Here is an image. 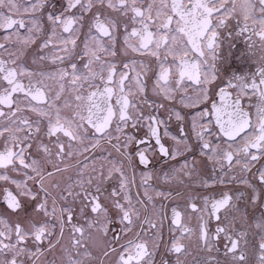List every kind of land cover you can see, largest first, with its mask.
<instances>
[{
    "label": "snow or ice",
    "instance_id": "1",
    "mask_svg": "<svg viewBox=\"0 0 264 264\" xmlns=\"http://www.w3.org/2000/svg\"><path fill=\"white\" fill-rule=\"evenodd\" d=\"M0 264H264V0H0Z\"/></svg>",
    "mask_w": 264,
    "mask_h": 264
},
{
    "label": "flooded vegetation",
    "instance_id": "2",
    "mask_svg": "<svg viewBox=\"0 0 264 264\" xmlns=\"http://www.w3.org/2000/svg\"><path fill=\"white\" fill-rule=\"evenodd\" d=\"M235 23L236 21H233V24ZM245 44L246 40L244 37H238L235 33L226 34L224 44L225 58L222 65L218 68L222 76L224 75V69L227 70L225 79L232 75H251L252 71L255 70V62L246 58ZM234 52L236 53L235 57L232 55ZM185 111L189 110L186 109ZM192 226H196L195 220L192 221Z\"/></svg>",
    "mask_w": 264,
    "mask_h": 264
}]
</instances>
